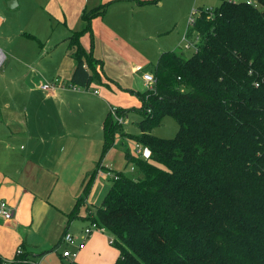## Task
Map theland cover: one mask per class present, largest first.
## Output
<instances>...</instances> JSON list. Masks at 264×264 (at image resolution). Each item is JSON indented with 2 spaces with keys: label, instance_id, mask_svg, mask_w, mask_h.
I'll list each match as a JSON object with an SVG mask.
<instances>
[{
  "label": "trees",
  "instance_id": "obj_1",
  "mask_svg": "<svg viewBox=\"0 0 264 264\" xmlns=\"http://www.w3.org/2000/svg\"><path fill=\"white\" fill-rule=\"evenodd\" d=\"M220 1L212 17L201 11L186 29L197 51L189 58L163 52L153 67L154 89L130 90L140 105L117 110L142 116L139 134H127L149 154L127 153L138 176L117 172L91 217L113 236L115 264H264V0H255L259 8ZM105 11L84 10V28L69 37L73 86L103 83L102 62L81 37L89 33L93 45L91 20ZM167 116L179 124L176 135H153ZM103 133L100 161L123 133L111 111ZM96 174L84 182L69 219L86 203ZM34 263L25 252L9 263L0 257V264Z\"/></svg>",
  "mask_w": 264,
  "mask_h": 264
},
{
  "label": "crops",
  "instance_id": "obj_2",
  "mask_svg": "<svg viewBox=\"0 0 264 264\" xmlns=\"http://www.w3.org/2000/svg\"><path fill=\"white\" fill-rule=\"evenodd\" d=\"M11 1L0 0V10L9 14L7 4ZM15 2L12 9L18 12L10 14L17 21L5 20L0 13V48L6 56L0 79H22L21 85L0 87V200L14 210L10 220L0 217V257L9 263L21 248L37 264H53L52 251L62 247V237L68 231L84 244L72 259L74 264H115L119 251L108 231L83 235L99 206L96 196L107 186L103 181L112 180L113 173V162L107 156L100 161L101 156L96 160L97 154H90L88 142L96 140L92 114L106 113V102L109 107L129 109L122 106L130 100L127 94L142 91L135 86L136 77L143 84V71L154 70H146L141 61L147 63L148 56L157 57V61L163 52L177 51L192 0H172L176 18L169 20L162 18L164 0L155 5H139L137 0ZM104 5V15L91 20L93 45L89 33L81 37L83 47L87 51L92 47L93 56L102 62L103 83L90 86L98 92L94 93L101 104L87 102L88 96L66 88L42 90L41 84L56 78L71 81L75 60L69 37L84 28V10ZM21 15L25 22L17 18ZM176 28L177 34L171 36ZM138 66L143 71H136ZM95 170L86 203L77 217L69 219L84 182ZM112 183L108 182V189ZM59 254L62 263L71 259Z\"/></svg>",
  "mask_w": 264,
  "mask_h": 264
},
{
  "label": "rangeland",
  "instance_id": "obj_3",
  "mask_svg": "<svg viewBox=\"0 0 264 264\" xmlns=\"http://www.w3.org/2000/svg\"><path fill=\"white\" fill-rule=\"evenodd\" d=\"M236 1H244V0H236ZM247 1V0H245ZM254 4L257 5V7L259 8L260 5H258V3H256L255 0H251ZM221 3L220 0H192V4H191V7H190V10H189V13L185 16V33H186V29L188 27V21H189V17L192 13V10L193 9H200V8H209V7H212L213 9H215L217 6H219ZM8 5V4H7ZM9 7V6H8ZM9 10V14H6L4 11L0 10V13L2 14L3 18L6 20L7 18L9 20H15L16 18L12 17L10 12L12 13H17L18 10H15V9H12V8H8ZM171 7H174V4L172 3V0H164V5L162 6L161 8V11H162V18L164 19H173V18H176V15L175 13L172 12L171 10ZM17 18H20L21 21L24 19V22L26 20V17L24 15H21V16H18ZM17 21V20H15ZM166 24H168V28H172L169 23L166 22ZM182 30V28H181ZM177 34V28L176 29H173V31L170 33L171 36H174ZM184 37H185V34L183 36V39H181V43L179 44V47L177 49V51H179L184 58H189L190 56L193 55V53L195 52L193 48L191 49H184L183 48V45H184ZM2 38H0V44L2 43ZM22 54V52H20ZM24 55V54H22ZM148 61L147 63H144V61H141L143 62V65H146V70H149V69H152L155 62H156V59L157 57H152V56H148ZM151 63V64H148V63ZM148 64V65H147ZM5 67L3 68H0V74H2L3 70H4ZM154 74V73H153ZM136 77V76H135ZM137 81L135 82L136 83V88H139L138 90H146V85L145 83L143 84H140V81L138 79V77H136ZM21 81L22 79H15V81H11V79H7V80H3V79H0V87H5L7 85H21ZM49 82V81H48ZM66 84H70L71 85V81H65ZM79 88H77L76 90L74 89H71V88H66L67 90L71 91V92H74V93H77L78 95H85V96H88V100H86L87 102H96L98 104H95L96 106H99L101 104V98L98 97V95H96L95 93V90H93L92 88H89V89H86V88H82L80 86H77ZM95 92V93H94ZM92 95V96H90ZM124 95V94H123ZM122 94L119 96L120 97H124ZM128 98L130 100H127V103L125 104H122V106L124 107H127L129 109H132L133 106H136L138 107V104L140 103L137 96L135 94H130L128 93ZM105 108H106V113H96L97 110L95 111L96 114H92V118L94 117L96 119V125L94 126V130L96 131V140H91L88 142L89 144V151H90V154L91 156H94L95 154H97V159L96 160H99L100 156H101V152H102V141L101 140V135L104 136V133H103V124H104V120L106 118V116L108 115V113L110 112L111 110V107H109V103H105ZM118 109H120V107L116 106ZM124 109V108H123ZM83 115V114H81ZM142 118V116L135 110H130L128 113H127V116L125 118V123L122 125V128L124 130H127L130 134H139V129L137 127V122ZM179 129V124L177 123V121L170 117V116H167L164 118L163 122L161 123L160 126L154 128L152 130V134L155 135V136H158V137H161V138H173L177 131ZM138 142H136L135 140H133L131 137H129V135L127 133H119L116 135V139H115V143H114V146L106 153L105 157L107 158V160H110L113 162V174H115L116 172H118V170H123L125 174H127L128 176H132V177H137L138 176V172L136 170H134V166L129 162L128 160V155L127 153H130L131 156H134V157H139V158H145L148 157V150L146 147H144L142 144L140 145L141 147V155H137L135 152H136V145H137ZM72 144V143H71ZM99 162V161H98ZM107 180V179H106ZM103 181L106 183V187L103 191V193L101 194V191L98 193V195L96 196V198H98V205H100V202H102L101 200H103L102 198H104L103 196H105L104 194L107 193V190H108V187H109V184L108 182H111V181H114V179L112 178V180H107V181ZM100 185V184H99ZM99 187V186H98ZM102 197V198H101ZM95 198V199H96ZM101 232H104V231H101ZM79 242V241H78ZM84 247V244L82 247L79 248L82 249ZM63 247L57 249L56 251H52L54 252L53 254H51V258H52V263L53 264H74V262H72L73 260L72 259H66L65 261H62L60 260V254L62 251H63ZM79 250H78V253H79ZM72 262V263H71ZM43 264H46V261L43 262Z\"/></svg>",
  "mask_w": 264,
  "mask_h": 264
},
{
  "label": "built area",
  "instance_id": "obj_4",
  "mask_svg": "<svg viewBox=\"0 0 264 264\" xmlns=\"http://www.w3.org/2000/svg\"><path fill=\"white\" fill-rule=\"evenodd\" d=\"M246 2L249 4H254L251 0H247ZM254 5L257 6L256 4H254ZM214 10L215 9H213L212 7L193 9L192 13L189 17L188 26L190 27L195 23L197 16L201 11L206 12L208 17H212L214 14ZM197 40H198V38H197ZM183 48L184 49L193 48L194 51H197V44L195 41L189 40L185 35ZM5 59H6L5 53L0 48V68H2V66L5 62ZM136 71H143L142 66H138L136 68ZM142 79H143V81L147 87L146 88L147 90H153L154 89L155 77H154L153 72L143 71ZM67 87L74 89V90L79 88L77 86L65 84L63 81H61L58 78H56L50 82H45V83L41 84V89L44 91H54V90H58V89H64ZM95 92L98 93L97 91H95ZM117 110H118L117 107H111L110 111L113 114L114 118L120 124L123 125L125 123L126 116H118ZM140 145H141L140 143H137V145H136V152L135 153L137 155H141V152H142ZM108 174H111V173H108ZM112 178L118 179L117 173H115V174L112 173ZM13 214H14L13 207H11L6 201L0 200V217H2L4 220L7 221L13 217ZM94 231H105V230L103 228H100L96 223L91 222L87 227L84 228L83 235L85 237H87V236L91 235ZM112 240H111V242H112ZM61 246L64 248L62 251L63 257L75 259L78 255V250L80 247L83 246V243L78 242L77 238L72 233L67 231L64 233V235L62 237ZM22 253H23V250L21 248L17 249L16 254H22ZM34 264H37V263L35 262Z\"/></svg>",
  "mask_w": 264,
  "mask_h": 264
},
{
  "label": "water",
  "instance_id": "obj_5",
  "mask_svg": "<svg viewBox=\"0 0 264 264\" xmlns=\"http://www.w3.org/2000/svg\"><path fill=\"white\" fill-rule=\"evenodd\" d=\"M15 3V0H12L8 5L10 8H13L16 5Z\"/></svg>",
  "mask_w": 264,
  "mask_h": 264
}]
</instances>
